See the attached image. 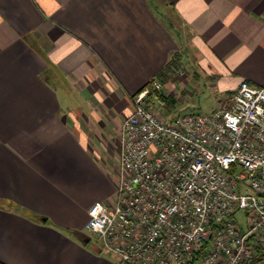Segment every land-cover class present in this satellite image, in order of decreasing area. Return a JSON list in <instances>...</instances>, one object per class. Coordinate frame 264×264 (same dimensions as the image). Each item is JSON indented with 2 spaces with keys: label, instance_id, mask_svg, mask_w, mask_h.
<instances>
[{
  "label": "crops",
  "instance_id": "1",
  "mask_svg": "<svg viewBox=\"0 0 264 264\" xmlns=\"http://www.w3.org/2000/svg\"><path fill=\"white\" fill-rule=\"evenodd\" d=\"M182 55L218 108L264 86V0H0V263L118 264L89 211L116 198L132 97L166 71L179 102Z\"/></svg>",
  "mask_w": 264,
  "mask_h": 264
},
{
  "label": "built area",
  "instance_id": "2",
  "mask_svg": "<svg viewBox=\"0 0 264 264\" xmlns=\"http://www.w3.org/2000/svg\"><path fill=\"white\" fill-rule=\"evenodd\" d=\"M167 97L160 79L132 97L116 198L87 230L118 264H264V86L206 115L167 117Z\"/></svg>",
  "mask_w": 264,
  "mask_h": 264
},
{
  "label": "rangeland",
  "instance_id": "3",
  "mask_svg": "<svg viewBox=\"0 0 264 264\" xmlns=\"http://www.w3.org/2000/svg\"><path fill=\"white\" fill-rule=\"evenodd\" d=\"M186 59L187 57L182 55L180 62L175 61L173 64L172 75L176 73H180V75H178L179 77L176 78L175 81H173L172 87L177 82L178 84H181V88L184 89L181 90L180 87H176L174 89V96L178 99L179 102H174L172 98L167 99V106L162 109V113L167 117H177L188 114L206 115L222 105L221 95H219V93H217L213 88L210 87V85L208 84V79L203 76L205 75V73L201 68H196L195 73H200L202 78L200 80H198V78L193 79L194 71L191 69V67L188 68V63L189 65L194 66L196 65L195 61L193 57L189 56V62L186 64ZM184 72H186L185 74H189L190 77H192L190 79L195 81V85L191 82L192 80H189L185 77H180ZM172 80L173 79L170 78L167 82V85L172 82ZM237 217L242 223L246 224V217L244 212L240 211L237 214ZM92 243H98V238L96 236H93ZM192 264L205 263L203 261H197Z\"/></svg>",
  "mask_w": 264,
  "mask_h": 264
},
{
  "label": "trees",
  "instance_id": "4",
  "mask_svg": "<svg viewBox=\"0 0 264 264\" xmlns=\"http://www.w3.org/2000/svg\"><path fill=\"white\" fill-rule=\"evenodd\" d=\"M173 64H174V61L171 62L170 67H171ZM170 67H169V68H170ZM155 79H160V80H162L164 83L167 82L168 77H167V73H166V71L161 72V73H160ZM169 98H171V97H169ZM167 99H168V97L165 98L166 101H167ZM172 99H173L174 102H176V100H175L174 98H172ZM166 106H167V102H166ZM0 264H2V263H0Z\"/></svg>",
  "mask_w": 264,
  "mask_h": 264
}]
</instances>
